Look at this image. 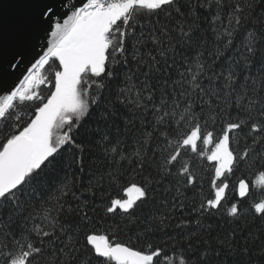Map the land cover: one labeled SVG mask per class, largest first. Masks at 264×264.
<instances>
[{"label": "snow or ice", "instance_id": "snow-or-ice-1", "mask_svg": "<svg viewBox=\"0 0 264 264\" xmlns=\"http://www.w3.org/2000/svg\"><path fill=\"white\" fill-rule=\"evenodd\" d=\"M0 91V264H264V0H30Z\"/></svg>", "mask_w": 264, "mask_h": 264}, {"label": "water", "instance_id": "water-1", "mask_svg": "<svg viewBox=\"0 0 264 264\" xmlns=\"http://www.w3.org/2000/svg\"><path fill=\"white\" fill-rule=\"evenodd\" d=\"M30 0H0V34L11 39L17 29L19 21L28 13ZM43 43V41H40ZM41 49H37L40 51ZM31 65H21L18 69L13 70L14 74L8 77L12 87H18L24 76L28 75L26 68ZM7 92L0 91V95Z\"/></svg>", "mask_w": 264, "mask_h": 264}, {"label": "trees", "instance_id": "trees-1", "mask_svg": "<svg viewBox=\"0 0 264 264\" xmlns=\"http://www.w3.org/2000/svg\"><path fill=\"white\" fill-rule=\"evenodd\" d=\"M47 67V66H46ZM41 91H43V92H47V89L44 87V86H41ZM205 163H207L206 161H205ZM240 173H237V175H239ZM203 175H204V177H205V179H204V194L205 195H208L209 194V192H210V181H209V177L212 175V173H211V171H204L203 172ZM245 176H247V172H245ZM113 194H115V193H113ZM253 196L255 197V196H258V190H254V192H253ZM120 239H122V240H124V241H128V236L127 235H125V234H121L120 235ZM141 243H143V241H137L136 239H135V236H133L132 237V240H131V244L135 247V246H138V245H140Z\"/></svg>", "mask_w": 264, "mask_h": 264}]
</instances>
